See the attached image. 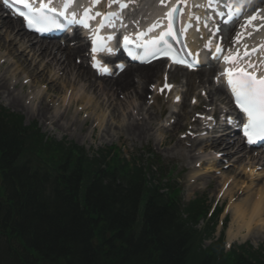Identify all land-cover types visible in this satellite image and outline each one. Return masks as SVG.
Listing matches in <instances>:
<instances>
[{
  "label": "bare ground",
  "instance_id": "1",
  "mask_svg": "<svg viewBox=\"0 0 264 264\" xmlns=\"http://www.w3.org/2000/svg\"><path fill=\"white\" fill-rule=\"evenodd\" d=\"M2 27L4 32H0V52L4 51L7 54V59L10 58L11 61V64L7 67V72L11 77L9 80L14 78L17 80L20 75L27 76L25 80L34 85L31 87L30 91L32 92L28 94L27 98L32 101L35 97H41L39 98V108L35 109V113L43 118V122L56 120L60 123L63 118L64 114L53 117L52 104H54L55 99L60 100L64 105H70L71 103L75 105L76 100H80L78 103L83 105L84 97L91 95L88 102V111H92V108L94 110L100 108L99 111L101 109L102 111H109V123L106 130L107 133H110L114 127H117L115 124V117L117 116L114 112L118 114L124 108L119 107V110L114 108L113 104L116 101L114 97H118L125 90L129 92V96H126V98L133 100V109H127L128 119L135 118L137 122L133 126H125L119 134L126 130L138 139H145L146 135H150V129L140 122H143L145 116L148 117L149 123L153 124L156 121L155 118L163 114L161 112L156 115V109L154 108V103L159 102L162 98L160 90H158L159 94L155 96L151 107L146 108L150 101V99L148 100L149 86L159 80L161 74L165 72L163 62L145 68L132 67L124 76H120L104 86L100 83L102 88L99 85L95 90L96 85L91 81H86L87 85L85 87L84 75H82L83 72H86L84 63L82 62L79 67L74 64L76 56H80L84 52L83 46L70 50L61 45L49 46V43L36 42L39 46L34 47L35 41L30 37H26L27 35L22 36L19 33L20 26L17 23L4 21L0 16V28ZM83 57L82 55L81 58L83 59ZM6 63L9 64L8 61ZM2 68V60H0V70ZM52 71H58L66 76V79L61 80L60 86L53 84L54 81L50 76ZM211 73L212 70L188 73L181 69H175L173 72L168 73L171 83L181 84L186 91L182 97L179 112L173 113L167 121L168 127H163L160 130L163 135L162 143L169 146L168 152L170 155H176L180 158H195V155L192 157L193 151L196 147L201 146V150L204 152L207 150H210V152L220 151L224 153V159H234L232 163L234 168L230 169L229 172L232 179H226L214 191L215 194L218 193L228 199L229 204L234 205L227 242H244L249 239L260 242L264 240V155L245 152L241 149L240 141H232V138H225L223 135H219L220 132L216 131L212 137L201 142L190 137L184 140L178 137L179 134L188 130L189 125L192 126L191 132L194 135L202 132L201 123L198 120H192L186 126L188 118L192 119L196 111L206 112L207 107L213 105L218 97L226 95L222 87L212 86ZM3 81L4 78H0V94L6 97L10 106L25 109L23 100L10 93L8 85L6 86ZM79 85H82V87ZM78 87H80L82 94L80 99H78L79 95H75L73 92L68 97L64 93L67 90L75 91ZM199 89L205 91V98H202L201 95H195ZM98 90L101 92L100 96ZM41 91H43L42 94H40ZM192 96L198 99V103L190 109L187 103ZM123 110L125 111V109ZM165 111H167L166 108ZM48 115H52V117ZM106 115H97L95 121L105 120ZM124 115L121 114L120 116L123 117ZM140 116L142 117L141 120L137 118ZM214 159L215 157L211 153L205 156L206 162H212ZM240 163L245 164L242 172L237 173L235 170ZM246 180H249V184H246ZM254 188H256L255 191Z\"/></svg>",
  "mask_w": 264,
  "mask_h": 264
},
{
  "label": "trees",
  "instance_id": "2",
  "mask_svg": "<svg viewBox=\"0 0 264 264\" xmlns=\"http://www.w3.org/2000/svg\"><path fill=\"white\" fill-rule=\"evenodd\" d=\"M19 126L17 122L8 121L0 115L2 163L6 165L9 163L10 172L14 171V167L21 166L18 169H22L25 173L18 170L16 178L20 177L23 185V179L39 185L37 182L41 174L36 172L34 165L27 163V157L17 147L18 139L15 135L20 130ZM82 160L84 162L79 161L77 164L72 159H64L62 162V167L68 169L69 176H71L70 186L80 185L77 183L79 177L82 178L83 183L84 175L91 176V165L86 160ZM37 162L34 164L37 165ZM83 165L85 169L81 175L79 168ZM76 169L78 171L74 172ZM90 183L92 186L88 187L85 200L92 210L106 215L107 224L101 229V240H105L108 231L114 234L118 230L113 239L119 242L121 248L116 250L121 253L125 264H153L156 260H159L158 264H212L213 258L201 263V257L195 254L193 247L194 234L182 228L186 227L187 223L179 221L176 228L169 213L161 211L162 207L159 202L154 203L156 206L151 203L148 205L144 217V231L146 232L141 236V240L137 239L138 231L133 221L129 219L134 216L128 218L129 213L126 211L134 208L136 211L138 199L146 195L142 184L135 185L134 188L127 185L128 190L125 186H119L115 194L113 191L111 193L105 191L94 180ZM23 188L24 192H19L17 197L18 206L14 207V210L13 206L6 208L9 209L6 222L0 225V238L4 235L10 238L8 246L4 245L1 249L2 244H0V264H8L11 260L19 264H27L34 261L32 254H37L41 259L57 262V264L61 262L64 264H104L103 247L100 242L93 243L96 235L93 236L91 231L89 217L79 209L77 204L67 202L64 197L61 198L60 204L48 199L42 202L33 184L30 187L23 186ZM81 189H74L73 194L79 193ZM147 195L157 200V196L151 193ZM17 221L22 224L16 225ZM127 231H130L132 235L130 240L126 235ZM109 247L110 245L107 248ZM119 260L122 261L121 258Z\"/></svg>",
  "mask_w": 264,
  "mask_h": 264
},
{
  "label": "snow or ice",
  "instance_id": "3",
  "mask_svg": "<svg viewBox=\"0 0 264 264\" xmlns=\"http://www.w3.org/2000/svg\"><path fill=\"white\" fill-rule=\"evenodd\" d=\"M16 3L22 5L26 11L20 12L19 15L23 17L27 26L37 32H47L53 27H60L56 23L54 16L50 15L55 13L56 15L66 16L68 9L72 6L74 0H63L62 10L57 11L56 8L52 7L54 0H39V6L34 7L36 0H15ZM91 4L97 5L101 0H90ZM113 3L119 5L120 8H127V3L121 2V0H109V7ZM161 7H165L168 10L164 13L163 19L167 20V24L164 29L154 38L145 39L149 33L155 31L156 28L161 27L159 23L152 24L147 31L137 33V41L140 43L137 45L143 47L146 56L156 57L157 55L167 56L173 60L174 63H184V61L176 58L172 54V47L169 44L168 38L176 39V32L174 28V23L177 19L178 11H182L179 7L181 3L186 4L187 0H177V3H172L171 0H158ZM171 4V7H169ZM229 17H237L243 11L242 7H235L233 10V5L229 4ZM100 12H96L95 16H101ZM111 14H103V20L100 27L105 26L104 21L111 23ZM91 18L90 9L86 8L82 18L76 19L75 14H73V19L69 23H79L83 27L87 28V21ZM264 19V17H258V13L252 15L248 23L251 24L252 21L256 19ZM108 39H111L109 37ZM133 43L129 37H124V44L127 47L129 44ZM94 47L92 51L95 53L101 50L109 49L105 48L103 43V38L96 36L93 40ZM220 49L217 48V52ZM129 55H132L129 51ZM249 53L245 51L244 56L247 57ZM139 57L133 56V59H138ZM243 59L238 56L226 57L225 62L231 64H238L239 61ZM144 62V61H142ZM97 66V65H94ZM102 72H107L106 68L100 69ZM224 75L227 78V85L231 90V94L235 99L236 107L241 113L247 118V123L244 124V135L247 138L249 144L256 143L257 141L264 140V74H258L256 71V66L247 62L246 66L237 67L233 69H225ZM165 87H169L165 85ZM179 99V98H177ZM231 122V121H229Z\"/></svg>",
  "mask_w": 264,
  "mask_h": 264
},
{
  "label": "rangeland",
  "instance_id": "4",
  "mask_svg": "<svg viewBox=\"0 0 264 264\" xmlns=\"http://www.w3.org/2000/svg\"><path fill=\"white\" fill-rule=\"evenodd\" d=\"M57 77V76H56ZM23 81H24V78L21 77L20 80H19V85H22L23 84ZM29 86V85H28ZM28 86L26 87V89H28ZM20 90V89H17V91ZM15 91V95H19L21 94V92H17ZM86 102V100H84ZM120 102H122L124 104V106L127 107H131V104H128L129 102L126 101L125 98H121L120 99ZM125 102H127V105H125ZM56 107H55V110L58 111V108H57V103L55 104ZM155 108L157 110H159V107L157 104H155ZM171 109H173V107L171 106ZM82 108L81 106L80 107H76L74 109H72L71 112L69 113H66V117H65V121H61L60 122V125L59 126H64V127H67L69 130L66 131H61L59 128L55 127V129L57 130V132H60V133H68V134H77L76 136L77 137H83L84 134H85V129H83V119L85 117V114L82 113L80 116L79 115V112H81ZM18 112V114H22L24 116V119H25V123L27 124H30L31 122L33 123V121L35 122H39L37 120H31V114L28 112V111H22V110H19V111H16ZM197 113H195L196 115ZM120 118V117H119ZM119 118L116 120L118 121ZM165 118L166 117H162L161 119L157 120L155 123L156 124H159L161 123V121H163V123H161V126L164 124V121H165ZM82 122V123H81ZM41 125V128L44 129V126L42 123H39ZM148 125V124H147ZM46 128V127H45ZM83 129V130H82ZM88 130V128L86 129ZM119 141L117 140L115 143H118L119 145H121L123 149H126L128 144L130 143H135L137 149H142V148H146V147H152L154 151H157L156 153L158 155H160L162 158H167L169 162V164L171 165V167L174 169V172H172V175L171 177L176 181L179 180L181 182V186L185 187L189 184V181L194 177L193 176V169H196L194 166L191 165L190 161H185L183 159H177V158H174L172 157L168 151H167V147L166 145L164 144H160L158 143V141L161 139V134L160 133H157L155 134L154 136H150V138L147 140L149 142L146 143V141L144 142H137L136 138L133 137V135L131 134H127L124 133L122 137H118ZM132 140H134L132 142ZM111 140H105L104 142L100 141L98 139V136L96 134H94L93 136V145H94V150L96 149H101V148H108V147H111L110 145H112L113 143L110 142ZM142 146V147H141ZM135 147V146H134ZM134 147L132 149H134ZM223 161L226 162V164L228 163L226 160H222V161H217L212 167L210 168H206V166L202 165V167L200 168V173H195V177H200V178H203V177H211L213 178L211 181H213V186L215 188V184L219 181L217 179L214 180V178H221L222 174H224V176H228L229 177V171L227 169L225 170H222L221 172H219L221 170V167L222 165H225L223 163ZM173 169H168L169 171H172ZM197 174V175H196ZM197 181V179L195 180V182ZM178 182V181H177ZM213 186H206L205 187V192H206V195L208 196L207 199H209V203L211 204H214L215 203V199L213 197V192L212 190L214 189ZM181 187L185 193V189ZM193 196V193L191 192V198ZM185 199L187 200V197H186V194H185ZM222 201L219 199L217 201V209H222V211L227 214L230 210H231V207L228 208V204L224 203L221 204ZM226 216V222L229 221L230 217L229 215H222L221 216V219L220 221H223L224 217ZM219 231V230H218Z\"/></svg>",
  "mask_w": 264,
  "mask_h": 264
}]
</instances>
